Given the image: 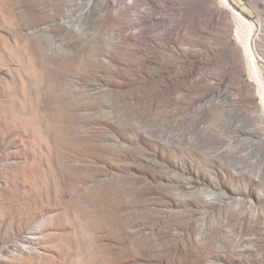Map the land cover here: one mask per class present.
<instances>
[{
    "label": "rangeland",
    "instance_id": "rangeland-1",
    "mask_svg": "<svg viewBox=\"0 0 264 264\" xmlns=\"http://www.w3.org/2000/svg\"><path fill=\"white\" fill-rule=\"evenodd\" d=\"M248 37L264 81V0H0V264H264Z\"/></svg>",
    "mask_w": 264,
    "mask_h": 264
},
{
    "label": "bare ground",
    "instance_id": "bare-ground-1",
    "mask_svg": "<svg viewBox=\"0 0 264 264\" xmlns=\"http://www.w3.org/2000/svg\"><path fill=\"white\" fill-rule=\"evenodd\" d=\"M224 3L226 4L227 2H224ZM227 6H229V5H227ZM243 38L244 37H242V39ZM243 44H244V49H245V51L247 53V59H248V64H249L248 65V68H249L251 80H253L255 83H257V85L261 88L260 91L262 90L261 91V94L264 96V91H263L264 90V81H263V77H262L261 72L259 71V69L257 67L256 59H255V56L252 53V49H251L252 37H248L247 40H244ZM263 98H261V99H263ZM260 114L262 116H264V106H261V108H260Z\"/></svg>",
    "mask_w": 264,
    "mask_h": 264
}]
</instances>
